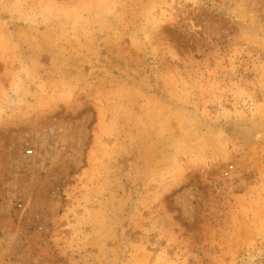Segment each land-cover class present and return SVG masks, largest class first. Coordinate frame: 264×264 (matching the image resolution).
Returning <instances> with one entry per match:
<instances>
[{
	"label": "rangeland",
	"instance_id": "rangeland-1",
	"mask_svg": "<svg viewBox=\"0 0 264 264\" xmlns=\"http://www.w3.org/2000/svg\"><path fill=\"white\" fill-rule=\"evenodd\" d=\"M0 264H264V0H0Z\"/></svg>",
	"mask_w": 264,
	"mask_h": 264
},
{
	"label": "bare ground",
	"instance_id": "bare-ground-1",
	"mask_svg": "<svg viewBox=\"0 0 264 264\" xmlns=\"http://www.w3.org/2000/svg\"><path fill=\"white\" fill-rule=\"evenodd\" d=\"M161 13H162L163 15H165L166 17H167V15H168V14H167V11H162ZM165 16H163V18H164Z\"/></svg>",
	"mask_w": 264,
	"mask_h": 264
}]
</instances>
